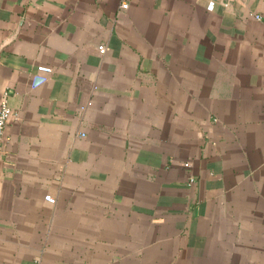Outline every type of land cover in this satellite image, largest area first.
<instances>
[{"label": "crops", "instance_id": "crops-1", "mask_svg": "<svg viewBox=\"0 0 264 264\" xmlns=\"http://www.w3.org/2000/svg\"><path fill=\"white\" fill-rule=\"evenodd\" d=\"M4 97L0 264H264V0H0Z\"/></svg>", "mask_w": 264, "mask_h": 264}, {"label": "built area", "instance_id": "built-area-1", "mask_svg": "<svg viewBox=\"0 0 264 264\" xmlns=\"http://www.w3.org/2000/svg\"><path fill=\"white\" fill-rule=\"evenodd\" d=\"M214 1L210 2V7H213ZM128 6V2H123L122 3V8H126ZM256 17H261L259 14H255ZM98 49L101 53H105L108 50V44L107 43H100L98 45ZM38 70L39 71H44V72H52L53 68L50 65L46 64H39L38 65ZM41 75L40 73L36 74ZM16 111L13 109V107L9 104L8 100L6 97H4L1 102H0V155L2 152V143L5 138V131H6V126L10 120V118L14 115H16ZM84 134V133H83ZM186 166H190V162L186 161L185 162ZM195 180V177L193 175L189 176V181L193 182ZM46 199L48 200H54V197L52 194L48 193L46 194Z\"/></svg>", "mask_w": 264, "mask_h": 264}, {"label": "water", "instance_id": "water-1", "mask_svg": "<svg viewBox=\"0 0 264 264\" xmlns=\"http://www.w3.org/2000/svg\"><path fill=\"white\" fill-rule=\"evenodd\" d=\"M43 76L42 75H37L36 77H35V80H34V83H38V82H40L41 80H43Z\"/></svg>", "mask_w": 264, "mask_h": 264}]
</instances>
